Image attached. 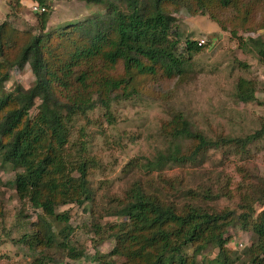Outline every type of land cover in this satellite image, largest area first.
<instances>
[{"label":"trees","instance_id":"16d2710c","mask_svg":"<svg viewBox=\"0 0 264 264\" xmlns=\"http://www.w3.org/2000/svg\"><path fill=\"white\" fill-rule=\"evenodd\" d=\"M28 1L47 8L50 0ZM82 1L87 5L85 15L52 28L45 27L48 11L37 13L35 34L19 33L8 29L7 22L0 23V162L14 170L11 184L17 197L41 211L37 221L29 223L35 229L15 239L30 253H37L30 264H59L43 250L51 247L64 251L70 260L83 256V250L70 241L67 224L54 233L47 221L67 222L65 213L54 212L56 205L81 204L90 199L86 177L93 159L84 154V141L69 140L73 124L78 119H88L89 111L95 109L101 110L104 120L111 123L110 106L137 95L133 83L138 78L149 76L152 82L162 83L185 74L189 57L175 55L176 40L170 38L174 13L183 9L191 16L208 15L221 28L228 23L230 33L241 40L237 30L251 31L248 12L253 2L264 4V0ZM257 29L258 26L253 28ZM246 40L264 65V43L257 38ZM200 46L186 40L183 52L189 56ZM24 65L33 76L31 84H15L5 91L9 71ZM254 91L252 81L238 78L233 96L247 103L255 100ZM32 108L35 111L30 114ZM77 132L81 138L83 128L78 127ZM263 134L264 128H260L242 139H212L174 110L159 128L167 146L153 159L126 164L129 171L142 169L145 181L131 180L123 197L114 198V204L108 205V215L119 221L104 227L92 217L89 231L100 242H113L111 253L123 258L119 264H236L239 256L232 258L225 244L232 242L230 226L238 225L252 236L249 246L240 253L247 258L245 264H264V195L248 198L235 214L205 208L193 200L197 192L173 183L168 184L171 194L187 198L180 207L165 203L162 194L148 189L150 172L168 164L193 163L207 150L220 146L243 147ZM69 145L75 149L72 154ZM72 171L77 174L72 175ZM201 195L210 197L207 192ZM255 204L259 205L258 211ZM208 246L216 252L205 262L203 252ZM105 256L94 252L93 260L97 264H114Z\"/></svg>","mask_w":264,"mask_h":264},{"label":"rangeland","instance_id":"374dc122","mask_svg":"<svg viewBox=\"0 0 264 264\" xmlns=\"http://www.w3.org/2000/svg\"><path fill=\"white\" fill-rule=\"evenodd\" d=\"M31 3L0 0V23L7 22L8 29L19 33H37V13L30 11ZM47 4L46 28L86 14L87 5L82 0H50ZM96 6L102 10V6ZM252 7L248 12L251 31L237 30L241 40L230 33L228 23L221 28L208 15L191 16L183 9L174 13V33H170V38L176 40L174 54L189 57L185 74L162 83L152 82L149 76L138 78L133 83L138 90L137 95L118 100L110 106L111 123L104 120L101 110L95 109L89 111L88 119L81 118L73 124L69 140L84 141V154L93 159L86 177L90 199L81 204L56 205L54 212L65 213L67 222L47 218L54 233L67 224L70 241L83 250L82 257L70 260L61 249H43L59 260V264H97L93 260L94 252L105 254L104 259H113L114 264L123 260L111 253L112 241L100 242L98 236L89 231L90 220L93 217L104 227L119 221V218L108 215V205L114 204V198L123 197L131 180L141 178L145 181L142 169L129 171L126 164L153 159L157 151L167 146L165 137L159 135V128L174 110L180 111L194 129L212 139H242L264 128V65L257 60L253 45L246 40L257 38L264 43V4L253 2ZM200 38L204 44L189 56L184 54L185 41L197 42ZM238 78L253 82L255 100L242 103L234 98L233 90ZM32 79L28 65L22 69L13 68L4 82V90H11L15 84L28 87ZM34 111L32 108L29 113ZM78 127L83 128L81 138L78 137ZM74 150L69 145L70 154ZM13 173L7 163L0 162V264H30L37 253H30L16 240L22 232L35 229L29 223L37 221L41 211L17 197L11 184ZM150 173L148 189L162 194L165 203L178 207L185 204L186 197L180 193L171 194L168 184L173 183L184 190L197 192L193 200L205 208L231 210L237 214L242 202L264 195V134L243 147L224 145L209 149L193 163L182 166L168 164ZM76 174L72 171V175ZM202 192H207L210 197L202 196ZM258 207V204L254 205L255 211ZM228 234L233 242L226 243V248L232 252V258L239 256L236 264H245L247 258L241 254L252 241L250 232L234 225L230 226ZM237 243L243 246H235ZM187 252L190 253V249ZM215 252L208 246L203 252L207 259L203 261L211 259Z\"/></svg>","mask_w":264,"mask_h":264},{"label":"built area","instance_id":"2783aa9c","mask_svg":"<svg viewBox=\"0 0 264 264\" xmlns=\"http://www.w3.org/2000/svg\"><path fill=\"white\" fill-rule=\"evenodd\" d=\"M30 7H31L30 11H31L32 13H39V12L46 11V8H45V7L40 6V5L36 4L35 2H32V3L30 4ZM196 44H197V45H202V44H204V40L200 38V39L197 40ZM232 242H233V241H232ZM237 245H238L239 247H242V246H243L242 243H237V244H235V246H237Z\"/></svg>","mask_w":264,"mask_h":264},{"label":"crops","instance_id":"0c3cea01","mask_svg":"<svg viewBox=\"0 0 264 264\" xmlns=\"http://www.w3.org/2000/svg\"><path fill=\"white\" fill-rule=\"evenodd\" d=\"M21 2H23V1H28V0H20ZM30 2V1H29Z\"/></svg>","mask_w":264,"mask_h":264},{"label":"clouds","instance_id":"9594fccd","mask_svg":"<svg viewBox=\"0 0 264 264\" xmlns=\"http://www.w3.org/2000/svg\"><path fill=\"white\" fill-rule=\"evenodd\" d=\"M31 2V1H30ZM33 2V1H32Z\"/></svg>","mask_w":264,"mask_h":264}]
</instances>
